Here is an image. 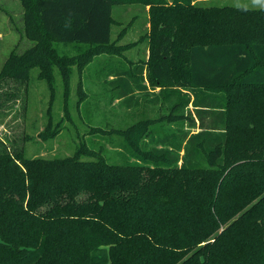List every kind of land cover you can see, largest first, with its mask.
Listing matches in <instances>:
<instances>
[{"label": "trees", "instance_id": "obj_1", "mask_svg": "<svg viewBox=\"0 0 264 264\" xmlns=\"http://www.w3.org/2000/svg\"><path fill=\"white\" fill-rule=\"evenodd\" d=\"M136 4L149 8V59L110 84L131 107L191 94L183 108L192 103L198 132L180 156L142 147L154 121L118 131L144 167L109 164L86 144L69 158L0 152V264H264V16L195 0H33L23 17L33 46L11 52L0 75L28 81L39 68L52 84L58 68L69 93L74 63L137 44L111 42L113 7ZM57 43L91 49L68 57Z\"/></svg>", "mask_w": 264, "mask_h": 264}, {"label": "rangeland", "instance_id": "obj_2", "mask_svg": "<svg viewBox=\"0 0 264 264\" xmlns=\"http://www.w3.org/2000/svg\"><path fill=\"white\" fill-rule=\"evenodd\" d=\"M32 2L0 0V73L11 52L22 54L33 46L24 33L23 23L25 5ZM195 3L203 8L231 7L255 12L257 17L264 16V5H257L253 0H195ZM148 9L140 4L113 7L111 42L116 47L137 44L120 54L96 55L82 71L74 63L70 67L69 93L65 91L58 68L54 69L52 84L39 77V68L31 70L28 81L0 75V152L23 153L29 159L69 158L86 144L89 150L101 151L109 164L144 167L146 164L130 155L126 140L117 132L154 121L156 123L149 125L148 134L141 139L142 147L146 150L165 147L183 156L186 139L190 133L198 132L199 126L192 103L183 108L186 99L192 98L191 94L169 89L159 104L142 101L131 107L118 99V92L110 84L114 72L132 69L149 59ZM55 46L60 55L68 57H78L91 49L86 44L57 43ZM158 93L159 89L152 94ZM176 103L183 104L176 111L180 118L169 122L165 117L172 113ZM48 127L51 134L42 135ZM202 164L206 165L205 159Z\"/></svg>", "mask_w": 264, "mask_h": 264}, {"label": "clouds", "instance_id": "obj_3", "mask_svg": "<svg viewBox=\"0 0 264 264\" xmlns=\"http://www.w3.org/2000/svg\"><path fill=\"white\" fill-rule=\"evenodd\" d=\"M253 2L257 5H264V0H253Z\"/></svg>", "mask_w": 264, "mask_h": 264}, {"label": "crops", "instance_id": "obj_4", "mask_svg": "<svg viewBox=\"0 0 264 264\" xmlns=\"http://www.w3.org/2000/svg\"><path fill=\"white\" fill-rule=\"evenodd\" d=\"M148 8V7H147ZM158 90V89H157Z\"/></svg>", "mask_w": 264, "mask_h": 264}]
</instances>
